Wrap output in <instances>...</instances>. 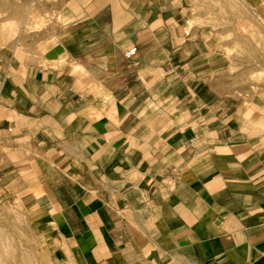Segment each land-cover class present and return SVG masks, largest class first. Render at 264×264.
Wrapping results in <instances>:
<instances>
[{
    "label": "crops",
    "instance_id": "crops-1",
    "mask_svg": "<svg viewBox=\"0 0 264 264\" xmlns=\"http://www.w3.org/2000/svg\"><path fill=\"white\" fill-rule=\"evenodd\" d=\"M61 1L11 38L0 24V202L39 256L264 264V60L217 58L231 0ZM241 35L264 51L263 23Z\"/></svg>",
    "mask_w": 264,
    "mask_h": 264
},
{
    "label": "rangeland",
    "instance_id": "rangeland-1",
    "mask_svg": "<svg viewBox=\"0 0 264 264\" xmlns=\"http://www.w3.org/2000/svg\"><path fill=\"white\" fill-rule=\"evenodd\" d=\"M251 1L253 2L252 4L247 3L246 0H231L232 49L225 50L223 48V35L216 37L217 58H223L222 54L232 58L231 70L234 72L241 69L240 64L246 59H248L249 63H255L256 58L259 59L260 54H262L264 60V51L261 53L254 49L256 46L254 35L250 36L251 39L249 37L248 48L251 49L245 50L244 47H247V45L244 42L240 43L241 38L244 37L241 35V31L255 34L256 31L258 32L262 28V23L264 25V22L257 15V12L264 11V2L259 5L256 0ZM61 2V0H0V24L3 23L4 26L7 19L8 37L11 38L13 34L10 33L17 31L18 28L29 27L32 23H38L41 26L47 23L46 12L48 9H53V7L59 8L62 5ZM215 10L217 14L223 17V1L215 3ZM188 17H191L190 14ZM222 19L219 20L220 22L217 20V23H223ZM185 23L182 20L179 25ZM192 24V20H189L186 26L189 27ZM170 58L174 61L180 59L179 51L173 50ZM224 66L225 62L221 59L216 67L217 71L220 72L217 73V76L222 81L224 79L222 74ZM168 69L171 70V67ZM175 69L176 67L174 66L173 70L168 73L169 78L175 77ZM251 69H255V67ZM236 78L239 80L240 75ZM234 85L235 87H240L241 84L236 82ZM237 89L239 90V88ZM0 248V264H51L47 257L39 256L37 253L35 241L27 226L25 216L15 202H8L7 204L0 202Z\"/></svg>",
    "mask_w": 264,
    "mask_h": 264
},
{
    "label": "built area",
    "instance_id": "built-area-1",
    "mask_svg": "<svg viewBox=\"0 0 264 264\" xmlns=\"http://www.w3.org/2000/svg\"><path fill=\"white\" fill-rule=\"evenodd\" d=\"M137 54H138V48L136 46H131L124 51V57L129 61L134 60Z\"/></svg>",
    "mask_w": 264,
    "mask_h": 264
},
{
    "label": "bare ground",
    "instance_id": "bare-ground-1",
    "mask_svg": "<svg viewBox=\"0 0 264 264\" xmlns=\"http://www.w3.org/2000/svg\"><path fill=\"white\" fill-rule=\"evenodd\" d=\"M3 235V234H2ZM11 249V248H10ZM0 250H1V248H0Z\"/></svg>",
    "mask_w": 264,
    "mask_h": 264
}]
</instances>
